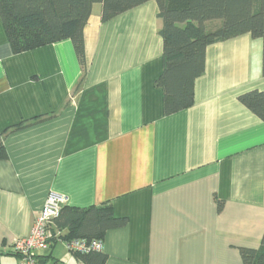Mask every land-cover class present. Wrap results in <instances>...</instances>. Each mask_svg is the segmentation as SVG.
Here are the masks:
<instances>
[{"label":"crops","instance_id":"obj_1","mask_svg":"<svg viewBox=\"0 0 264 264\" xmlns=\"http://www.w3.org/2000/svg\"><path fill=\"white\" fill-rule=\"evenodd\" d=\"M157 15L149 1L102 22L94 5L85 74L70 40L13 54L0 19V264H17L49 196L126 220L104 234V264H242L239 248H259L264 122L238 97L264 92L262 43L209 46L192 106L164 116ZM39 255L84 264L63 241Z\"/></svg>","mask_w":264,"mask_h":264},{"label":"trees","instance_id":"obj_2","mask_svg":"<svg viewBox=\"0 0 264 264\" xmlns=\"http://www.w3.org/2000/svg\"><path fill=\"white\" fill-rule=\"evenodd\" d=\"M149 1L156 3L161 22L162 73L155 84L162 91L164 116L192 106L194 83L205 70L206 50L216 43L245 34L260 40L264 77V0H0V19L13 54L70 40L85 74L83 30L93 6L100 5V20L106 22ZM238 101L264 122V92L248 91ZM8 131L0 132V159L7 157L3 140ZM216 205L221 211L222 202L216 200ZM125 223L114 216L109 203L84 209L63 205L51 232L58 241L102 240L106 231ZM238 251L242 264H264V233L258 249ZM102 252L75 256L84 264H104Z\"/></svg>","mask_w":264,"mask_h":264},{"label":"built area","instance_id":"obj_3","mask_svg":"<svg viewBox=\"0 0 264 264\" xmlns=\"http://www.w3.org/2000/svg\"><path fill=\"white\" fill-rule=\"evenodd\" d=\"M66 200L49 196L34 219L30 233L27 237L15 241L13 249L17 254V264H42L38 254L45 251L54 241L51 227ZM66 249L73 255L88 253H101L103 251L102 240L73 239L63 241Z\"/></svg>","mask_w":264,"mask_h":264}]
</instances>
